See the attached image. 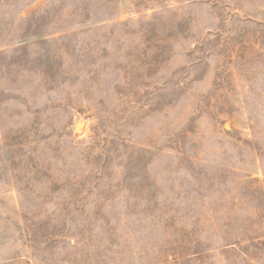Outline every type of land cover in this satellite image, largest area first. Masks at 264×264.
Returning <instances> with one entry per match:
<instances>
[{
	"label": "rangeland",
	"instance_id": "1",
	"mask_svg": "<svg viewBox=\"0 0 264 264\" xmlns=\"http://www.w3.org/2000/svg\"><path fill=\"white\" fill-rule=\"evenodd\" d=\"M0 264H264V0H0Z\"/></svg>",
	"mask_w": 264,
	"mask_h": 264
}]
</instances>
